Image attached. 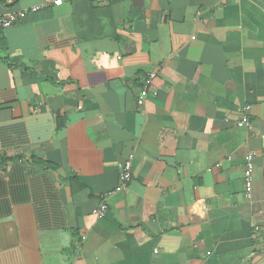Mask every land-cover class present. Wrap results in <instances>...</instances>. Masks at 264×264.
I'll return each instance as SVG.
<instances>
[{"label": "crops", "instance_id": "crops-1", "mask_svg": "<svg viewBox=\"0 0 264 264\" xmlns=\"http://www.w3.org/2000/svg\"><path fill=\"white\" fill-rule=\"evenodd\" d=\"M56 1L0 0V264H264V0Z\"/></svg>", "mask_w": 264, "mask_h": 264}, {"label": "built area", "instance_id": "built-area-1", "mask_svg": "<svg viewBox=\"0 0 264 264\" xmlns=\"http://www.w3.org/2000/svg\"><path fill=\"white\" fill-rule=\"evenodd\" d=\"M63 1H74V0H57L55 2V5H61ZM44 8V5L32 7L27 10L22 11H5L2 12L0 9V31H5L7 29H10L17 23H19L21 20L25 19L26 16L30 13H36L39 10ZM144 101V98L139 99L138 104L142 105ZM244 115L242 121L239 122V126L245 127L248 130L252 128V124L248 120V115L250 113V107H245L243 109ZM254 154L249 153L246 158V166L245 171L243 174V180H244V186L246 191V197H250V194L252 192V183L254 180ZM131 162L128 161L125 164L121 166V173L119 177V184L121 189H125L127 185L131 181ZM101 213V212H100ZM99 213V214H100Z\"/></svg>", "mask_w": 264, "mask_h": 264}]
</instances>
